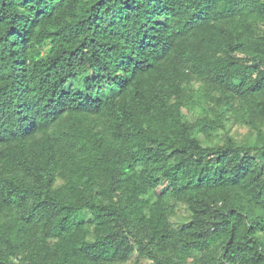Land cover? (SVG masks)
I'll return each mask as SVG.
<instances>
[{
	"label": "trees",
	"instance_id": "16d2710c",
	"mask_svg": "<svg viewBox=\"0 0 264 264\" xmlns=\"http://www.w3.org/2000/svg\"><path fill=\"white\" fill-rule=\"evenodd\" d=\"M256 155L264 0H0V264H264Z\"/></svg>",
	"mask_w": 264,
	"mask_h": 264
},
{
	"label": "rangeland",
	"instance_id": "374dc122",
	"mask_svg": "<svg viewBox=\"0 0 264 264\" xmlns=\"http://www.w3.org/2000/svg\"><path fill=\"white\" fill-rule=\"evenodd\" d=\"M242 115V112L241 111H238V110H234L233 111V116H234V119H239L240 116ZM232 132L235 133V135L240 138V139H244L245 137V134H246V127L244 126H241L239 124H235V126L233 127L232 129ZM256 159L258 160V162H260L261 164L264 163V156H257L256 155ZM135 255V254H134ZM133 255V256H134ZM132 262V261H131ZM143 264H147L146 261L143 262Z\"/></svg>",
	"mask_w": 264,
	"mask_h": 264
}]
</instances>
